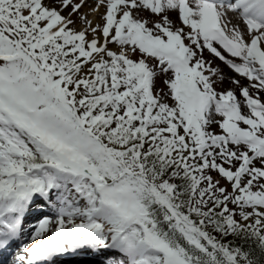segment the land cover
Masks as SVG:
<instances>
[{
  "label": "snow or ice",
  "instance_id": "obj_1",
  "mask_svg": "<svg viewBox=\"0 0 264 264\" xmlns=\"http://www.w3.org/2000/svg\"><path fill=\"white\" fill-rule=\"evenodd\" d=\"M0 264H264V0H0Z\"/></svg>",
  "mask_w": 264,
  "mask_h": 264
},
{
  "label": "rangeland",
  "instance_id": "obj_2",
  "mask_svg": "<svg viewBox=\"0 0 264 264\" xmlns=\"http://www.w3.org/2000/svg\"><path fill=\"white\" fill-rule=\"evenodd\" d=\"M88 3H89V4H93V3H94V0H88ZM85 10L87 11V9H85ZM97 19H98V17H97ZM217 63L220 64L221 67L224 66L222 62L217 61ZM224 71H225V73L228 74L229 76H234V75H235L234 72H233L230 68H228L226 65H225V69H224Z\"/></svg>",
  "mask_w": 264,
  "mask_h": 264
},
{
  "label": "bare ground",
  "instance_id": "obj_3",
  "mask_svg": "<svg viewBox=\"0 0 264 264\" xmlns=\"http://www.w3.org/2000/svg\"><path fill=\"white\" fill-rule=\"evenodd\" d=\"M223 69H225V65L223 66ZM235 74V73H234ZM236 75V74H235ZM242 82H244V81H242Z\"/></svg>",
  "mask_w": 264,
  "mask_h": 264
}]
</instances>
